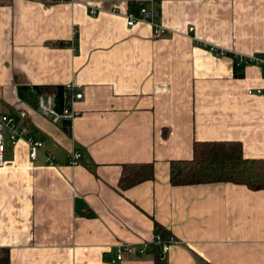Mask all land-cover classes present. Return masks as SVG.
<instances>
[{
    "label": "crops",
    "instance_id": "crops-1",
    "mask_svg": "<svg viewBox=\"0 0 264 264\" xmlns=\"http://www.w3.org/2000/svg\"><path fill=\"white\" fill-rule=\"evenodd\" d=\"M140 7L160 35L126 26ZM238 55L264 57V0H0V112L24 113L44 144L31 160L26 140L5 134L9 264H264V188L168 178L194 141H237L243 157L264 158V97L253 93L264 66ZM69 83L77 114L53 123L37 98L61 111ZM143 164L151 178L122 187ZM154 222L175 239L165 251ZM119 242L131 251L110 262Z\"/></svg>",
    "mask_w": 264,
    "mask_h": 264
},
{
    "label": "trees",
    "instance_id": "trees-1",
    "mask_svg": "<svg viewBox=\"0 0 264 264\" xmlns=\"http://www.w3.org/2000/svg\"><path fill=\"white\" fill-rule=\"evenodd\" d=\"M142 170L129 177H120L122 187L151 178V164H143ZM168 178L172 184H193L214 181L241 183L251 189L264 188V158H245L237 141H194L189 159L171 160ZM160 239L170 236L165 228L154 222ZM165 236V237H164ZM0 264H9L8 249L0 247Z\"/></svg>",
    "mask_w": 264,
    "mask_h": 264
},
{
    "label": "built area",
    "instance_id": "built-area-1",
    "mask_svg": "<svg viewBox=\"0 0 264 264\" xmlns=\"http://www.w3.org/2000/svg\"><path fill=\"white\" fill-rule=\"evenodd\" d=\"M43 1H57V0H43ZM89 13L92 15L95 12L93 9L89 10ZM156 16L154 11L148 10L145 7L138 8L136 14L132 12H127L125 15L126 26H132L138 21L148 22L153 27V35L158 36L163 32V29L156 25L153 20ZM192 28L188 27L190 31ZM222 54V52H218ZM238 61H243L247 64H255L259 66H264V57H242L235 56ZM253 93L264 97V90L256 88ZM81 97V93L77 90L74 91V85L69 83L66 85V94H65V103L66 105L61 111H57L54 105L53 96L50 94H42L38 96L36 109L37 111L50 120L53 123H61L64 119H71L74 117L77 112L72 107L74 101L78 100ZM25 117L24 113H20L19 118L0 112V167L5 166L8 162L4 158L5 151V134H7L9 140L14 143L19 139H25L28 144V156L31 160H35L38 153L42 150L44 144L42 141L34 139L30 133L27 125L24 124L23 118ZM45 164L57 165L59 164L56 158L50 152H44ZM80 158V153L78 150H74L70 153L68 158L69 164H78ZM175 239L172 236H167L164 239H160L159 234L156 237V244L161 251H165L169 248L170 244L173 243ZM123 251H131V246L124 242H119L115 245L114 252L108 256L110 262H114L121 258ZM138 252L143 251V245L139 246L137 249Z\"/></svg>",
    "mask_w": 264,
    "mask_h": 264
},
{
    "label": "rangeland",
    "instance_id": "rangeland-1",
    "mask_svg": "<svg viewBox=\"0 0 264 264\" xmlns=\"http://www.w3.org/2000/svg\"><path fill=\"white\" fill-rule=\"evenodd\" d=\"M166 238V237H165Z\"/></svg>",
    "mask_w": 264,
    "mask_h": 264
}]
</instances>
